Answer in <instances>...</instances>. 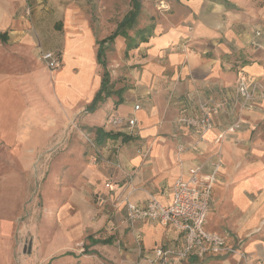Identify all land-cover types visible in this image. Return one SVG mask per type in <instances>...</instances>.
Wrapping results in <instances>:
<instances>
[{
	"label": "crops",
	"instance_id": "obj_1",
	"mask_svg": "<svg viewBox=\"0 0 264 264\" xmlns=\"http://www.w3.org/2000/svg\"><path fill=\"white\" fill-rule=\"evenodd\" d=\"M126 1L118 21L111 24L103 18L98 26L92 25L87 14V0H0V264L13 261L5 239L6 207H20L22 191L38 182L41 170L33 163L43 150L48 153L46 158H59L47 169L44 183L50 190L49 199L61 206L62 221L60 245L50 239L45 254L62 246L65 251L61 256H73L67 249L73 242L71 236L82 238L103 228V240L98 239L100 234L86 237L89 245L84 254L98 247L117 259L146 264L138 262L139 256L150 255L158 246L180 243L181 233L149 221H139L131 229L122 224L126 215L123 205L112 209L108 225L100 216L92 222L90 216L97 214L92 209L93 197L114 200L123 193L122 198L142 204L153 193L168 205L179 175L218 158L222 168L213 185L204 228L226 234L230 245L241 239V250L250 263L264 262V100L243 111L241 129L227 135L219 147L215 139L229 122L226 116L215 117L214 127L200 143L197 131L176 124L180 115L196 117L204 99L224 100L229 106L240 72L264 83V0H167L169 10L160 13L149 0ZM114 2H109L110 18L117 14ZM134 3L138 12L132 26L125 29V35L103 44L104 68L98 62L100 42L133 12ZM108 28L109 33L105 31ZM130 42L134 48L127 49ZM42 53L56 55L61 68L49 71L40 60ZM107 67L114 69L115 76L122 74L130 88L115 86L109 97L116 99L107 103V97L93 112H87ZM136 105L139 109L134 111ZM83 112L87 115L78 116ZM107 112L123 119L135 118V134L123 141L122 135H128L126 125L114 130L106 124L101 127ZM74 118L95 126L94 130L121 134L102 145L117 142L114 156L119 170L103 162L91 163L89 153L76 155V166L60 162L68 153L53 154L57 127ZM181 143L187 151L177 153ZM101 152L106 158L113 153L107 146ZM22 158L27 162H21ZM209 172L205 165L202 174ZM128 180L131 187L124 184ZM73 205L79 211L68 217ZM70 223L78 227L72 234L67 228ZM224 225L239 237L233 240L228 233L217 231ZM116 239L120 246H114L119 252L113 246ZM207 258L224 260V264L238 262L234 255L203 259ZM197 260L201 259L190 258L180 264H198Z\"/></svg>",
	"mask_w": 264,
	"mask_h": 264
},
{
	"label": "rangeland",
	"instance_id": "obj_2",
	"mask_svg": "<svg viewBox=\"0 0 264 264\" xmlns=\"http://www.w3.org/2000/svg\"><path fill=\"white\" fill-rule=\"evenodd\" d=\"M110 1H111V4H112V1H116V4L115 2L113 3V5L114 4L116 5V12H117V14H115V18L109 17L110 13L108 11V7L111 5L109 3ZM145 1L147 2V0ZM149 2H152L151 6L154 8V11H156V13L163 12V9L160 8L161 2H164V4L168 5L169 7L167 0H154V1L149 0ZM126 6H127L126 0H89V1L87 0L86 2V7H89L87 8V10L90 11L87 14L91 19V23L92 25L98 23V26L102 23L103 18L108 23L110 22L111 24H114V22L118 21L120 17L123 15L126 9ZM105 31L107 33L111 32L109 28L106 29ZM135 40L137 41L138 39L136 38ZM117 67L119 68L118 65H116V68ZM107 70L110 75L109 81L111 82L112 91H114L113 88L115 86H117V88L124 87L126 90L130 88L126 82V79L124 78L122 74L121 75L118 74L117 76H115L114 71H113L114 69H109L107 67ZM111 75H112V78H111ZM110 98L114 99L115 97L112 95L111 97L107 98L105 102L108 103V101H110ZM203 101H212L213 103H220L222 101L225 103V105H227L224 100L204 99ZM229 103H230L229 106L237 105L235 94ZM104 104L106 103L103 102V105ZM242 113L243 111L241 112V110L238 109V106H236L235 109L230 108L228 111H220L218 115H216V117L217 116L223 117V115L226 116L229 119V122L227 124L228 126L235 117L239 116L241 120ZM111 114H113V112L106 113L104 117V122L101 125V127H104V125L106 124L107 118ZM85 115H87V113L83 112L78 116H85ZM77 120L78 119H75V118L73 120L70 119L67 121L68 123L67 125L57 127L56 133L58 134V138L57 140L53 142V145H54L52 148L53 154L61 153L64 155L68 153L67 157L61 158L64 162L63 161H60V162H62V164L69 162L70 165L76 166L78 165V163L76 164L77 158H75V156L78 154L85 155L89 153L88 155H90L91 159H88V161L90 160L91 163L96 165V164H99L100 162H103L109 167L114 168L115 170H119L121 167L119 165V162L115 158L117 154L116 151H118V147H119V146L116 147L117 142L109 143L101 147L97 146L94 140L95 126L89 127L83 124L82 122H80L79 120L78 121ZM132 134H135L134 131H132L131 133L129 132L127 136L132 135ZM200 140H202V138L200 139V135L198 133L197 142L200 143ZM224 140L225 139L217 143L219 144L218 147L223 143ZM215 142H216V139H215ZM106 146H107L108 151L113 152L111 157L109 158L102 156V152H101L102 148ZM187 148L188 147H186V145L182 143L178 144L177 153L185 152L187 151ZM45 154H48V153L45 152V150H43L40 153L41 156L39 155L40 157L38 156L36 158V161L34 160L33 167H35L38 171L41 170V175L38 174V182L36 183L34 187H32L30 190L25 189L22 191L20 207H13V209L12 207H6L4 231L6 235L5 237L6 243L7 242L10 243V249L13 255L12 264H138V263H134L131 261L117 259L115 255H111L108 252H103L99 250L98 247L96 248V250H92V247H91L88 250L89 252L87 251L88 253L84 254L85 252L83 251L86 250L84 249V247L86 245H89L88 238L86 237L88 235H92V236L96 235L95 237H97L100 234L99 236L101 238H98V239L103 240L105 238L101 235L103 234V230H101L103 228H101L98 231L96 230L95 233H92L91 231L87 232L86 233V235L88 234L87 236L84 235V232H86L84 231L83 232L84 236H82V238H78V236H75V235L71 236L73 237V239L72 238L70 239L73 242L72 243L70 242L68 244L70 247H67V249L73 253V256H66V255L61 256L64 254L63 251H65V249H62L63 248L62 246H59L58 250L54 251L53 253L45 254L44 247L48 244V241L50 239L53 238V242H55L56 245H60V241H61L60 234L62 230V221L60 220L59 213H58L61 206L56 201L52 202L49 199V196H51L50 190H48L45 187V183H44L45 175L47 174V169L49 168L50 165H53L54 162L59 160V158L55 157L56 155L54 157L46 158L47 156H45ZM218 157L220 158V156ZM217 160H219L220 162V169H219L220 171L222 168L221 161H220L221 159L217 158ZM214 161L216 160L210 159V160L204 161L202 163L203 164L202 166L205 167V165H209V168H210L211 163ZM21 162H27V159L22 158ZM218 172H217V175H218ZM40 176L42 177L39 178ZM127 182L128 183L124 182V184H127V187L129 186L131 187V184H130L131 181L128 180ZM132 190L134 191L133 188ZM132 190H130L129 193H131ZM149 195L154 196L153 193H149ZM119 196H121V199H122L123 193H121ZM117 197L118 196H116V198ZM116 198L114 200H111L109 197L108 198L106 197L105 199L104 198L101 199L99 197H93L92 209L94 210V212L95 210H97V214L94 215L93 213L92 216H90L91 221L94 222L98 220L97 218L100 216V217H104L107 219L105 222L108 225V221L110 222L109 216L111 215L112 209H119L123 205L121 204L120 201L116 202ZM78 211H79V208L77 205L71 206L68 217H73ZM232 222L234 224L236 223L235 220ZM67 228H68V233L70 234L74 233L78 229L76 223H70ZM217 231L228 233V235H230L233 240H234L233 237L235 236L239 237L235 230H233L232 228H228L226 225H224L222 228L218 229ZM81 233L82 232H80V234ZM80 234H79V237H80ZM225 237H226V234H225ZM228 239L232 240L231 238H228ZM226 241H227V237H226ZM117 242H118V239L114 240L115 244L113 243V246L118 245L119 247L120 244H117ZM241 243L243 242L241 239H239V240H235L234 244H231V245H235L237 249L241 250V247H240ZM244 243H245V240H244ZM118 247L116 246L115 248L118 249ZM117 251L119 252V249ZM50 258L52 259L48 263ZM139 258L141 257L139 256ZM139 260L140 259H138V262ZM223 261L224 260L207 258V259L197 260V263L198 264H224ZM250 261L251 260L248 259V257L245 260H241V261L238 258V262L237 263L233 262L232 264H251Z\"/></svg>",
	"mask_w": 264,
	"mask_h": 264
},
{
	"label": "built area",
	"instance_id": "obj_3",
	"mask_svg": "<svg viewBox=\"0 0 264 264\" xmlns=\"http://www.w3.org/2000/svg\"><path fill=\"white\" fill-rule=\"evenodd\" d=\"M163 12L169 10L168 5L161 2ZM28 12V11H27ZM258 36L259 33H256ZM40 60L50 71L61 68V62L53 53H42ZM235 99L237 105H225L224 102L213 103L202 101L198 105V115H180L176 124L183 128L197 131L200 139L214 127V119L220 111H228L230 108L242 111L250 109L258 100H264V83L255 79H249L244 72H240L237 78ZM139 105L134 107V111ZM136 119H123L118 115H110L106 126L112 130L126 125L128 133L136 126ZM242 127L240 117H235L232 122L219 132L216 143L222 141L229 134H234ZM202 141V140H200ZM202 166L190 167L185 175H179L172 186V198L168 205H163L155 197L149 196L142 204L130 202L127 197L116 198L125 208L126 215L123 224L133 229L139 221H149L163 227H171L181 233L182 240L170 247L158 246L148 256L141 255V261L146 264H180L190 258L203 259L207 256L236 255L239 260H245L246 254L235 245H230L225 236L209 232L204 228L209 210V202L213 185L216 181L220 162L216 160L210 165V172L202 174ZM106 187H110L106 183ZM135 241L139 242V233L135 231ZM240 250V251H239ZM254 264H264L257 261Z\"/></svg>",
	"mask_w": 264,
	"mask_h": 264
},
{
	"label": "trees",
	"instance_id": "obj_4",
	"mask_svg": "<svg viewBox=\"0 0 264 264\" xmlns=\"http://www.w3.org/2000/svg\"><path fill=\"white\" fill-rule=\"evenodd\" d=\"M213 1V0H212ZM216 1V0H214ZM137 5L134 3V10L131 12L124 20L118 25L117 30L107 39L104 41L100 42L99 49H98V62L105 68V61L103 59V44L106 40H113L117 35H125V29L129 28L132 26L134 22V18L137 16ZM134 48V45L132 42L128 43L127 49ZM112 93L111 87H110V81H109V73L108 71L104 72L103 80H102V85L100 90L97 92L95 95L92 103L87 107L86 111L87 112H93L99 102L104 101L107 97L110 96ZM121 101L120 100L117 102V104ZM96 136H95V144L99 147H101L106 140L108 139H117L119 136H121L120 133H106L102 129L98 128L95 130ZM130 137L127 135H122V140L127 141Z\"/></svg>",
	"mask_w": 264,
	"mask_h": 264
}]
</instances>
